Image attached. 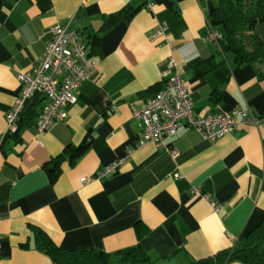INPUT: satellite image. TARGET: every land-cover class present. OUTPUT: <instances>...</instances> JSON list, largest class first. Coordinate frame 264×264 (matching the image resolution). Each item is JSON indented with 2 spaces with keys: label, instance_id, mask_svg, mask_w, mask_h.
Wrapping results in <instances>:
<instances>
[{
  "label": "crops",
  "instance_id": "crops-1",
  "mask_svg": "<svg viewBox=\"0 0 264 264\" xmlns=\"http://www.w3.org/2000/svg\"><path fill=\"white\" fill-rule=\"evenodd\" d=\"M130 5L138 7L132 19L100 32L105 17ZM213 7V0H3L0 264H52L39 248V235L64 252L115 253L140 244L157 264H188L233 248L260 224L264 126L241 127L217 141L187 128L161 145L139 146L133 111L163 88L170 57L196 115L249 109L264 118V78L257 67L230 66L226 47L204 43ZM57 26L77 31L88 44L99 32L95 46L86 44L95 62L90 78L65 121L39 134L36 122L45 104L39 95V116L22 120L19 135L11 136L6 116L22 91L17 75L38 65ZM162 26L167 37L155 38ZM257 33L264 39V18ZM88 142L71 163L69 151ZM117 161L124 163L115 174L97 179ZM83 178L95 180L82 184Z\"/></svg>",
  "mask_w": 264,
  "mask_h": 264
},
{
  "label": "built area",
  "instance_id": "built-area-1",
  "mask_svg": "<svg viewBox=\"0 0 264 264\" xmlns=\"http://www.w3.org/2000/svg\"><path fill=\"white\" fill-rule=\"evenodd\" d=\"M147 8L152 9L153 4H148ZM154 37L166 38L167 27L158 29ZM221 38L217 30L210 29L204 43L220 44ZM93 66L95 62L90 61L80 34L68 27L57 26L38 65L28 72L20 71L17 75L22 91L6 116L9 135L18 132L22 113L28 102L37 95L43 96L45 101L36 124L39 134H45L57 123L65 121L66 109L77 103L80 88L89 80ZM163 83V88L148 99L142 108L133 111V117L139 121L141 128L139 146L148 143L161 145L167 137L176 136L187 128L195 130L205 141H217L241 127L264 126V118L255 116L249 109H235L212 116L196 115L191 94L173 57L167 61ZM169 154L173 158L179 156L176 150L169 151ZM123 163L117 161L106 166L97 174V179L115 174ZM94 180L83 178L81 183ZM193 193L201 195L198 188L193 189ZM202 197L210 201L209 195ZM211 204L217 208L214 203Z\"/></svg>",
  "mask_w": 264,
  "mask_h": 264
},
{
  "label": "trees",
  "instance_id": "trees-1",
  "mask_svg": "<svg viewBox=\"0 0 264 264\" xmlns=\"http://www.w3.org/2000/svg\"><path fill=\"white\" fill-rule=\"evenodd\" d=\"M2 2L3 0H0V13ZM213 2L214 7L207 11V22L211 29H215L221 34L220 45L227 48L226 60L228 64L230 66L254 65L257 67L259 76L264 78L262 70L264 67V39L257 33L260 21L264 18V0H213ZM137 10L138 7L130 5L105 17L100 32H107L120 22L132 19ZM100 38L98 32L89 37L91 42L88 44L82 37L85 47L86 44L87 47L88 45L95 46ZM31 101H36L34 108L28 109L26 107L27 109L22 113L19 121L18 132L11 134V136L19 135L22 129V120L33 122L35 117L39 116L37 107L40 104V96H35ZM89 143H84L69 151L71 163L83 155ZM136 231L140 239L143 232H141L139 224L136 225ZM38 243L39 248L51 259L52 264H157L140 244L115 253H106L96 250L64 252L45 235H39ZM234 262L264 264V218L258 226L242 235L233 248L218 254L214 258L192 260L188 264H228Z\"/></svg>",
  "mask_w": 264,
  "mask_h": 264
}]
</instances>
